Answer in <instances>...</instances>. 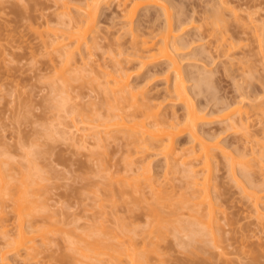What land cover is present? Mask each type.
<instances>
[{"label": "rangeland", "instance_id": "374dc122", "mask_svg": "<svg viewBox=\"0 0 264 264\" xmlns=\"http://www.w3.org/2000/svg\"><path fill=\"white\" fill-rule=\"evenodd\" d=\"M166 1L169 4H167V6L171 5V12L174 13V15L176 14L177 16V14H179V10L181 9L178 4V0ZM191 1L193 3L200 2V0H185V2L189 4L192 3ZM82 2H79L78 0H0V264H94L95 261V264H100V260H102L103 258L107 261V263L115 264L116 262L114 261V259L113 262H111L110 259L112 258H109L113 254L111 252V250L113 249L112 244H114L115 246V244L117 245L118 243L124 248L125 244H128L127 242L130 240L129 238H135V240L133 239L131 240V242L129 241V243L132 244L133 241H136L134 242V244L136 243V247L139 249L140 254L138 255H143V258L147 256L145 258L147 261L145 260L146 262H142L143 264H264V222L263 224L261 223L262 225L257 224V222H261L262 218L264 217V204L261 207L259 206V209L262 213L260 214L263 215V217H261V220L257 221L256 218L259 217L250 204V198L248 199L246 197L247 193L251 192V190L254 191L257 187L255 186L254 188L252 186H246L249 181L247 182V180H244L245 178H242L239 175V167L237 168V172L235 171L236 173H238L236 174V177L238 175L243 179L242 180L240 178V180L239 177H237V179L240 180L242 184H244L245 181L247 183L244 184L245 186L242 185L243 188H241V185L239 186V184L233 181V179H231L232 175H230L229 172L230 169H226V166L228 165L226 164V162L228 160H225L226 162H223L222 158L224 157H222L223 155L220 154L221 151L219 150H216L217 152L214 154L215 156H217V158L215 159L216 161L219 159L221 160V162H216L221 166L215 167L216 172L214 171L212 173L214 167L213 166L210 172L211 175L213 174L212 176L210 175V178L212 180L208 178L209 180H211L209 182L212 184H209L211 187L209 188L214 192L213 193L210 190V192L213 193L211 197L213 196L215 198V196L217 195V191H220L221 193L224 192L223 195L221 194L222 198H220L221 195L219 196L220 199L217 197L219 202H217L216 198H212L216 201L215 202L212 200V202H214L213 204L217 203L216 205H214V207L216 206L217 210L216 207L215 210L216 212L218 211L217 214L215 212L214 217H216V219H214L215 221L213 222H215V224L217 225V219L219 217V224H221L220 227H222V231L220 232L215 227L213 228L216 229V232H219L218 236V232H215L214 234L216 235L218 240H216L217 245L214 242V239H216L215 236L211 241L210 238H208L209 241L203 239V241L206 240L207 242L198 241L196 243H192L189 240V244V236L187 234H184V232L182 233L183 235H179V233H176L174 235L165 236V240L160 242L157 237H153V235L149 240L146 241L147 245H144V235L139 232L138 228L140 229L142 227L140 230H142L143 232L145 226V223L143 222L147 220V218H145L146 216H143L145 214L142 213V215L139 216L140 218L145 219H140L137 214H141V212H144L141 209V206L143 208H149V200H145L148 203L147 205L149 206L142 205L143 203L141 204V206H138L139 203H132L134 202V200L133 198H131L133 200L130 202L132 203V208L134 209L136 207H140V211L142 210L140 212L138 211L139 209H131V206L128 203L130 200H128V198L126 201L129 206H125L127 205L126 202L123 203L124 201H122L121 198L117 197L118 195L116 194V192L114 194L117 196H115L114 194H111L110 196V190H108L109 193H107V190H104L107 186L113 184V189L112 187L110 188L111 191H117V187H119V185L116 183V180L120 178H122V180L127 178L123 176L125 173L123 174L122 172V166H125V159L126 162L130 161V159L132 158L137 159V162L140 163L137 164L138 166L140 165V167L144 166V164H147V162L150 161L152 164L151 175L153 176L155 174L153 177L156 176V173L154 172L159 170V168L164 164V158H162L163 156L157 155L159 150L156 148H150L149 152H145L141 155H133V153H131L132 155L130 153L128 154V152H126L127 149H124V147H122V141L117 139L118 137H120V135H122V133L120 132V130H118V132L114 128H112L111 130L109 129V135H105V137H103L105 139L104 141L101 140L103 144L100 143V145L99 142H96L97 138L94 137V131L95 133H101L102 128H96V126L99 127V120H102L101 118L104 119L106 116L103 117L100 114L102 116H100V118L99 114L96 113H105V110H98L96 112L93 111L92 114H90L87 109L85 110V107L89 102H94L96 103L95 105H103V107L106 106V108L109 105V107H111H108L110 112V109L112 110V108L116 105L114 96L110 94L111 92L108 88L111 85L108 84L109 86H106V83L104 82L107 79V76H105V74L103 73L104 71H112L114 61H121L120 63L124 66L126 72L131 74V87H139L145 94H149L151 92L154 93L159 90L162 91L164 88H166L167 84L165 83V79L167 75L163 71L166 68V64L163 63L162 65L157 66V68L155 69H147L148 66L143 65L139 60L128 57L126 53H123V51L126 52L128 50H122L121 52L123 53V55H120L121 52L118 53L119 50L117 51L118 48L115 45V41L117 39L116 37L119 38L123 34L125 35H123L124 39L122 40H130L131 37L127 35L131 34H129L128 32V34L126 35V33L128 29H130L131 27L133 28L138 24H142L140 31L141 29L144 30L147 28L146 30H144L145 34L146 32L151 31L148 29L152 28H154L152 29V31L155 30L153 33L156 34L157 30L160 29V27H164L166 17L163 15L162 11L159 8H150L147 11L144 9L141 12L143 13L144 11V13L146 12L147 15L146 13H143V15L140 12V14L135 17L132 24L128 21L123 20V17L121 15L122 13L120 14L121 8L117 11L118 8L116 7V1L112 2V6L108 9L106 8L108 7L107 4L102 5L101 9L103 10L99 11V16L96 22L97 26L95 27V31H93L94 39L96 38V43H98V46H95V48H98L94 49L92 47L93 45L91 46V48H93V50L91 49L92 52L95 53L93 54L94 57H91L90 60L86 58V64L88 61V65L84 68H81L83 69V73L81 74V81L84 78L86 85L82 83L83 81L81 82V84L87 88L85 90L84 87H82L83 89L77 87L80 89V91H78L79 89L74 90L75 86L73 85V83L77 85V81H80L77 80L75 82L74 79L76 78L72 79V77H75L74 73L71 77V80L73 81H71L70 79L68 80L72 82V84L70 82L68 83L65 80L68 83V86H64L66 94L65 92H61V94H59L61 90L59 91L56 88L57 91L53 92V89H55V86H57L55 81H57V79L59 78L56 71L59 69L62 63L58 58V54L56 52H53L54 50L50 51L52 47L49 50L46 49L48 47V42L46 43V48L45 45L42 44L49 33H47L46 31L49 30L47 28L50 27V29L52 28L53 30L55 26H60V23L57 22L60 21V18L57 19V15L63 10V4H66V6H64L66 7L65 9H67V11H69L72 16L77 18L81 17L82 13L80 12L81 10L77 9L76 7L81 4L83 5ZM84 2H86V0ZM246 2H248L249 8L245 5ZM67 3L69 4V7L67 6ZM110 3L108 4L109 6L111 5ZM189 4L188 6H184V8H189L190 6H192H189ZM228 5L233 9L235 8L234 10L238 12L237 14L241 13L240 15L244 16V18H246L245 10L247 8V11L249 12L255 11L252 15V18L250 17L251 19L262 20L261 18H264V0H230ZM189 9H191V7ZM119 14L122 18L119 16ZM138 17L141 18V20ZM250 18H246L244 20V24L246 26L248 25L246 23ZM123 26L125 27V29ZM62 28L65 29L64 27ZM62 28H59V33L61 31L63 32ZM66 28L69 30L68 27ZM60 29L62 30L60 31ZM67 29L63 33H66ZM144 32L142 31V33ZM147 35L148 34L145 35V38L150 36ZM242 36H240L242 39L241 43L247 45L245 49H251L252 53L258 52V42L253 39L251 35H244V37ZM150 37L152 38V36ZM48 38H50V36ZM243 38H245L244 42ZM91 39L92 36L89 40L91 41ZM241 39L239 41H241ZM92 41L90 43H92ZM83 47L81 52H83V50L85 49ZM180 52L181 54L178 57L182 59L180 61V65L183 73L190 74V72L194 71L197 75V73L200 72V75L203 74V76L207 75V77L209 76L208 78H212L211 83H206L207 85H204L205 87H203L204 90L201 89L202 91L195 88V81H189L187 85L189 86L190 91H194L192 89H195V95L192 94L194 92L191 93L194 96V103L196 105L201 104L203 106H201L202 108L206 107V113L208 114L207 117H210L207 119H210L211 122L207 120L209 124H204L202 129L206 131V135L208 134L210 136H213L214 134H216L215 136L219 137V134L220 139L225 142H221V144L224 145V147L226 144L225 149L228 145L226 151H231L232 147V151L235 147L241 146V149L242 147L244 148V146L242 145L244 141L246 142V138L248 136L246 137V135H244V130H240V132L237 133L235 129H232L234 128V126H232L231 129H228L229 127L227 128V124L225 125V123H223L225 122V120L222 121L223 118L219 119L221 117L220 115L222 114L217 113L216 110L214 111V109H216L214 108L215 103L216 105L218 104V97V99H222L221 101H223V103L225 102L224 104H227L228 102L230 103L232 101L235 103L239 100V94H246L245 96H242V99L244 97L243 101L245 100V103L242 102L244 107L242 104L241 106L244 108V110L246 109V112H249L247 113L249 114L248 117L251 116L250 119L248 118L250 124L252 123L253 125V122L257 123H255V126L253 125L254 127L252 126L250 128V132L252 133V135L256 134V137L259 139V141L263 139L260 141V143L257 140L256 142L258 143L256 144L252 141L254 140L253 137H249V140L252 139L251 142L256 145L254 146V150L257 151V153L248 156V161H252V165L249 163L251 167L255 165L253 169L251 168V171L256 170V172L253 171V173H256V175L251 174L252 179L254 178L253 176H255L257 184H263V182L260 180L264 178V153L261 152V156H259L258 153L260 152L259 150H261V148L263 149L261 151H264V133H262L261 135L259 132L260 130H264V121L262 120L263 123L261 122L260 124L259 122L261 120H259L258 122L256 120L262 117L260 110L261 108H264V65L261 64V62L256 61L253 64V67H257L250 70L252 73L251 76L248 69L242 66L243 68H245V70L240 68L242 70L238 71V68L240 66L237 65V67H235L236 64H234V77L236 76V74H239V77L236 76L234 78L233 72H229V70L231 71L232 67L229 66V68L225 64L226 68H229L228 74L227 70L224 69V65L219 63V61H222V58L216 60V63L207 64L206 62L204 63L202 61H198L192 55H189V49H183ZM86 53L87 51L85 50L84 54ZM117 53L119 54V56L116 55ZM53 59L55 63H52L54 61L50 62ZM253 59L258 60V58L255 56L253 57ZM51 63L54 65L51 66ZM73 66L71 63L67 67L68 71H71L70 69H73ZM73 70L72 72H74ZM100 70L103 72H101ZM151 70L162 71L155 76H151L149 74V71ZM77 71L79 72V70ZM242 71L245 74L247 73L246 75H248V77L250 78L248 79L249 81L251 80L250 82H252L250 87V83H248L249 81H245V77H242L246 76L245 74L241 75ZM69 74L70 72L68 73V75ZM250 76L254 77V79L256 80L252 79ZM78 77H80V75ZM78 77L77 79H79ZM234 79H236L237 83L239 82L240 85L237 84L238 87L235 85L236 83L234 84ZM87 82L89 83V85H87ZM61 83L64 84L63 81ZM61 83L58 84L60 85ZM100 83H103L102 86ZM69 84L73 85L74 87H71L69 89ZM88 86L90 87V90ZM239 86L245 89H242V91L240 92L238 91L239 89H241L239 88ZM81 90L83 91V93L81 94L82 96H78L77 91L82 92ZM247 91L251 93L249 94L247 93ZM253 91H255L256 93ZM61 97L63 98L61 99ZM99 97L101 98V100L99 99ZM103 98L106 99L104 101H112L113 103H115V105L112 106V104L110 103H108V105L105 104L106 102L104 103ZM150 98L152 99V101L155 99L153 97ZM150 98L147 101H151ZM157 99L158 100L155 99L153 103L163 104L160 107L162 114H168L167 116H170L171 114L172 116V114H174L175 112L179 116H182V114L185 113V107L182 106L181 103L174 104L168 99ZM61 100L63 102L64 100L68 101V103L66 104L67 108L66 105L64 109L62 108L63 103H60ZM221 101H219V103ZM94 106L92 105V107ZM219 107L220 106L218 105L217 108ZM87 108L88 110L90 109L89 107ZM100 109H102V107ZM107 109L106 114L108 115L109 112L107 111ZM212 109L216 113H214ZM254 110L257 111V113ZM84 113L92 116L93 121L98 119L96 122L90 121L91 124L94 123L91 126L92 129H89L88 125V127L83 125V122L81 123L80 120H82V118V121L86 122H88L92 118L91 117L90 119H86ZM248 114H244L243 118H245V116H247ZM84 118L86 120H84ZM245 119L247 120V118ZM90 122H88L87 124H90ZM95 128L98 130L100 129L101 131L99 130V132H96L97 130ZM235 128L237 129L238 127ZM177 139L178 146L181 143L184 148H192L194 146L198 148V142L192 141L187 133L181 134V136H179ZM238 141L240 142L238 143ZM248 143L249 141L244 145H246V147L250 146V143ZM123 146L125 145L123 144ZM135 156L138 157L136 158ZM257 157H263L262 160L259 158L261 162L263 161V163H261ZM252 158L254 159L252 160ZM194 165V169H198L200 164L197 165L196 163ZM117 168L119 170H117ZM175 171L176 170H174V172ZM178 171L179 173L172 172L171 175L169 174L170 177H172L173 174V177L178 178V182L175 183H179V178H187L184 176V174L180 173V169ZM206 172L205 174L207 175ZM183 173L187 175L186 171ZM160 175H162L161 172ZM132 177L133 176L131 175V178ZM201 177H203V175L201 176V174H198L197 180L199 178L198 181H200ZM129 178L130 177H128L126 180L131 179ZM175 178L174 180H177V178ZM204 178H201V181L202 179L204 181ZM160 180L155 183V185L159 186L158 184H160ZM256 180L253 181L254 184ZM141 182V187L145 190L141 188L140 190H142V193L144 195H142L141 191L139 193L135 192L136 194H133L137 196L136 197L134 195L137 199L138 197H141L140 199L142 200H138L143 202L144 196H146L148 192L149 193L147 196H149L150 191L148 190L149 183H147V181L145 180L143 183ZM177 185L178 187H181V180ZM247 185H250V183H248ZM190 186L189 187L196 192L194 196H196L198 192H202L200 188H196V186L194 187L193 184H191ZM246 187H248L249 189H247ZM240 188L244 189L245 192H243V190H241ZM260 188L261 187H259V189L255 191L261 190L263 193H259L264 196V188ZM215 189L217 190L216 192ZM245 189L249 190V192L246 193ZM191 190H189L190 194ZM179 191L183 192L184 189H179ZM113 196H115L114 201L112 200ZM147 196L146 198H148ZM137 199L136 201H138ZM115 201L117 202V204L115 203ZM262 201L264 202V198ZM114 206H116V209L114 208L113 211L112 207ZM117 206H119V208ZM125 207H127L128 209ZM111 210L114 212V218H117L119 215L123 220V218L126 217L125 219L126 222H128V226H134L133 229L136 232H134L133 229L132 232L129 233L128 231L125 233L124 231L122 232V230L124 229V227L122 228V226L125 225L126 222L124 221L125 223H123L118 217V221L122 222L123 225L121 223L117 225L119 222L115 221L116 219H113V213ZM116 210L118 212H115ZM129 210H132L134 213L137 210V212L135 213L136 215L134 213L128 214L127 211ZM152 210L153 209H151L150 211ZM125 212L127 213L125 214ZM149 213L151 212H148V214ZM135 217H138L140 221L136 220ZM129 221L133 223L130 224ZM134 221H136L135 223L139 224V227H137V225L135 226ZM127 224L125 225L126 227ZM215 224L213 226H215ZM120 225H122L121 231L119 228ZM97 228H101V231ZM118 228L120 232L124 233L123 235L118 233ZM93 229H96L97 232H90L91 230L93 231ZM108 230L111 232V236L117 237L119 239H123L125 237V234L127 235L131 233L132 235H127L129 238H127L126 236L122 240L123 242H125L124 245L123 242L119 241L118 239L119 242H122L121 245V243L116 241L117 238H113L110 236V232ZM111 230H115L116 232L114 233V231ZM146 230H148V227ZM112 232L115 234V236ZM221 232L223 233L220 234ZM20 233H23V237H21L22 234L20 236ZM104 233L106 238L108 233V236L111 237H109L108 240L113 241H111L110 243H108V240L107 243L106 241H103L104 244H102L100 240L105 238L101 236H104ZM117 233L120 236H118ZM99 234H101L100 237L98 236ZM175 235L177 236V238ZM184 235H187V237ZM94 236L98 238L96 239L94 238ZM212 238L213 236L211 237V239ZM176 239L179 241H177ZM180 239H182V242L180 241ZM19 240L20 242L22 241V243L24 242V244L22 245L23 247L19 249V252L17 250V252H12V250L15 251L14 248ZM183 240L187 242L188 245L187 243H183ZM200 240L202 241V239ZM94 243L95 246L93 245ZM107 244L109 246L112 245V249L111 247L109 248ZM86 245L91 249H94L95 252L99 251V254L95 253L93 250L92 252L90 248L87 249V247H85ZM96 246H98L100 250H98L99 248H96ZM115 248L117 249V246ZM125 248L126 250L129 249V244L128 247L126 246ZM144 248H146V250L148 251H144ZM121 250L122 249L117 251H119L120 253ZM140 251H143L144 254ZM83 252L88 253L90 257L91 255H98L100 259L99 263L97 262L98 257L96 258L92 256L91 261L90 257H88L89 259L86 258L88 254L86 256ZM121 252L124 251L122 250ZM121 255L125 254L122 253ZM120 257L122 258V262L129 259L128 256H126L127 259H124L126 257H122L119 255L117 256V258ZM105 260L103 263L107 264L105 263ZM127 262L129 261L127 260Z\"/></svg>", "mask_w": 264, "mask_h": 264}, {"label": "bare ground", "instance_id": "6f19581e", "mask_svg": "<svg viewBox=\"0 0 264 264\" xmlns=\"http://www.w3.org/2000/svg\"><path fill=\"white\" fill-rule=\"evenodd\" d=\"M78 1L82 2V0H78ZM84 1L85 0H83V2H82L84 6L81 4L83 7L81 5L76 7L77 9H80L81 10L80 12L82 13L81 17H77V18L72 16L69 13V11H67V9H65L66 7H64V6H66V4H63L64 5V6H62L63 10L61 11V13L59 12V14L57 15V19L60 18L59 19L60 21H57V22H59L60 26L64 27L65 29H63L59 25H57V27L55 26L56 28L54 27L53 30H52V28L50 29V27H48L47 29H49V30H46V31H47V33L49 32L51 35L48 33L47 38L44 40L45 43L43 41V44H42V45H45V48L47 47V44H48V47L50 46L49 48L48 47L46 48L47 50H49L52 47V49H50V51L54 50L53 52H56L58 54V56H59L58 58L60 59V61L62 63V64L60 63L61 65H60L59 69L56 71L59 78L57 77L58 82L55 81L57 86H55V89H53V92L57 91L56 88L59 91L61 90L60 92L58 91L59 94H61V92L62 93L65 92L64 86L70 82L68 80L69 79L71 80V77L73 76L74 73H75L74 74L75 77H72V79L76 78V79H74L75 82L77 80H80V81H77L78 82V83H76L77 85H75V83H73V85L76 88L73 85H71L72 82H70L71 84H69L70 87H68V88L70 89L71 87L72 88L74 87V90L75 89L78 90L79 88H77V87H80V88L84 87L85 90L87 88L84 86V85H86L84 78L82 80L83 82L81 81V78H82L81 74L83 73V71H82L83 69H81V68H84L88 65V61L86 64V58H88V60H90L91 57H94L93 54H95V53L92 52L93 48L94 49L98 48V47L95 48V46H98L97 45L98 43H96V38L94 39L93 31H95V27L97 26L96 22H97V19L99 16V11L103 10V9H101L102 5L107 4L108 7H106V8L108 9L112 6V4H113L112 2L116 1V3H117L116 7L118 9L116 7L115 8L117 9V11L121 8L120 9L121 12L120 11L119 12H120V14L122 13L121 15L123 17V20L128 21L132 24H133V20L135 19V17L137 15H139L140 12L144 9L147 11L150 8L151 9H154V8L158 9L159 8L162 11L163 15L166 17V22H165L164 27L163 26L160 27V29H158L159 31L157 30L156 34L153 33L155 30L152 31V29H154V28L148 29L151 31L146 32V34L152 36V38L150 36H149L150 38L149 37L145 38L146 34H145L144 30H146L147 28L145 27L146 29H144V30L141 29V31H140L142 24H138L137 26L133 27L136 34L133 31L132 27L130 29H128L127 33L125 30L126 35L128 34V32H129V34H131V35H127V36L131 37L130 40H128V41L122 40V39H124L123 35H125V34H123L119 38L116 37L117 39L115 41L116 42L115 45L118 48L117 51L119 50L118 53H120L122 50H128L126 52L123 51V53H126L128 55V57H132L134 59L139 60L143 65L148 66L147 69H149V68L155 69V68H157V66L162 65L163 63L166 64V68L163 70L164 73H166V75H167L166 79H165V81H166L165 83L167 84L166 88H164L162 91L159 90L160 92L157 91V92L153 93V92H151L152 91L151 90L150 91L151 93L145 94L144 92H142V90L139 87H137V88L131 87V74L126 72L124 66L120 63L121 61L120 62L119 61H116V62L112 61L114 63L112 66V71H104V72L101 70L100 71L103 72L105 74V76H107V79L105 80L104 83H106V86L111 85L108 88H109V91L111 92L110 94H112L114 96V99L116 101V105L112 101L111 102L104 101V100H106L104 98H103V101H104V103L106 102L105 104H107V105H108V103L112 104V106L115 105L114 106L115 108L113 107L112 110L110 109V112H109V108H111V107H109V105H108L109 108L107 107L108 108L107 109L106 106L105 107H103V105L98 106V104L95 105L96 103H94V102H92V103L89 102L91 105L88 103L85 107V110L87 109V111L90 114H92L93 111L96 112L98 110L99 111L105 110L104 111L105 113L98 112L96 114H99V117L101 115L103 117L106 116L104 119L108 118V119L104 120L103 118H101L102 116L100 117L102 120H99V127L96 126V128H102L101 129L102 131L99 129L101 131V133H100L99 130L95 128L97 130L96 132H99V133H95V131H94V137L97 138L96 142H99V144L102 143V141H104V139H105L103 137H105V135L106 136L109 135V132H110L109 129L111 130L112 128H114L117 131L120 130V132L122 133V135H120V137H118L117 139L121 140L122 143L125 145V146H123V144H122V147H124V149H127L126 152H128V154L133 153V155L134 154L135 155H141L145 152H149L150 148H153V149L156 148L159 150L157 155L163 156L162 158H164V161H163L164 164L162 163L163 165L162 166L160 165L161 167L158 166L160 168H159V170L154 172V173H156V176L153 177L155 174L153 173L154 175L153 176L151 175L152 174V167H151L152 164L150 161L147 162V164H144V166L140 167V165L138 166V164H140V163L137 162V159L132 158V159H130V161H127V162L125 159V164H124L125 166H122L124 171L122 170V172H123V174L125 173L126 175L124 174L123 176H125L127 178L128 177L131 178V175H132L133 177L131 179L129 178L130 180H126L127 178H125V177H124L125 179H123V180H122V178H120L121 180L120 179L116 180L117 182L116 181L115 182L119 185V187H117L118 188L117 191H115V190L111 191L110 188L113 186V184L112 185L110 184L109 186L106 187V189H104V188L103 189L107 190V193H109L108 190H110V194H109L110 196H111V194H114L116 192V194L118 196L115 194L114 195L117 196L118 198H121V200L124 201L123 203L126 202V204H127L126 200L128 198V200H130L128 202L130 206L132 203L138 202L139 203L138 206H141V204L143 203L142 205H146V206L150 205L148 209H150V210L153 209L152 211H150L147 208H143L141 206V209L144 212L147 210L144 213V212H141L142 210L140 211V207H138V208L136 207L133 209L131 206L132 210L139 209L138 211L141 212V214L138 213L137 216L142 215V213H143V214H145L143 216L144 217L146 216L145 218H147V220H145L143 222V223H145L143 232H142V230H140L142 228L141 226H140L141 227L140 229L138 228L139 232H141L144 235V237H143L144 245L145 244L147 245L146 241L149 240L153 235H154L153 237L156 236L160 242V241L165 240V236L174 235L176 233H179V235H183L182 234L183 232H184V234H187L189 236L188 241L190 240L192 243H196L198 241L207 242V241H209L208 238H210V241H211L214 239V236H215L216 239H214L215 240L214 242L216 244L218 240H217L216 235H214V234L216 232V229L219 232L222 231V227H220L221 224H219L220 219L218 216L217 217L219 220L217 219V222H218L217 225L215 224V222H213V221H215L214 219H216V217H214V216H215V212L217 210L216 206H215L216 207V210H215L214 205H216L217 203L213 204L214 202H212V200L216 198L217 202H219L218 198L221 194L223 195L224 192L221 193L220 191L218 192L215 189V192L217 191V193H216L217 195L216 196L214 195L215 198L213 196L211 197V195L214 192L212 191V189H210L211 187L209 185V184H211L209 181L212 180L210 178V175H211L210 172H211L213 166L214 167H213L212 173L214 171L216 172L215 167L221 166L220 164L216 163V162H221V160L219 159L220 161L219 160L216 161L215 159L217 158V156H215L214 153L217 152L216 150H219V151H221V153L219 151L218 152L221 155H223L222 157H224V158L220 157V158H222L223 162H226L225 160H228L226 162V164H228L227 165L228 167L226 166V169H230L229 170L230 175L233 176V178L231 176V179H233V181H235L237 184H239V186L240 185L242 186L249 181L248 183H250V185H247L248 184L247 183L246 186H248V187L252 186L254 188L256 186L257 188L255 190L259 189V187H261L263 189L264 187H262V186H264L263 185L264 184V178H262V180H260L263 182V184L258 183L261 186L257 184V180L255 179V176H253L254 178L252 179L251 174L256 175V173H253L254 170L251 171L255 165H253L251 167L252 161L251 160L248 161V159H249L248 156L257 153V151L254 150V146H256V145L253 142H255L257 144L258 142H256V141L257 140L259 141V139L256 137V134L255 135L253 134L254 135L253 136L252 133L250 132L251 131L250 128L253 125L255 126L257 123L253 122L255 119L252 121L253 125H252V123L250 124V122L248 121V118L250 119L251 116L248 117L249 112L247 111L248 112L247 113L246 109L244 110V108H243L244 105L242 104V102L245 103V100L243 101L244 97L242 99V96L244 95L243 93H242V95L239 94L240 97H238L239 98L238 101L234 100V101H236L235 103L232 101L230 103L228 102L227 104H224L225 102L223 103V101H221L222 99L220 100V99H218L219 98L218 97L217 100H219L221 102L219 103V101H217L218 104L216 105V103H215V107H214L216 109H214V108L213 109H214V111L216 110L217 113L222 114V115H220L221 117L219 116L220 117L219 119L223 118L222 121L225 120V122H223V123H225V125L227 124L226 126H227V128L229 127L228 129H231L232 126H234V128H232V129H235V131L237 133H239L240 130H244L245 131L244 135H246V137L247 136L248 137L246 138V142L244 141V143L242 145V146H244V148L242 147V149H241V146L235 147L236 146L235 145L234 146L235 148L232 151V148H233L232 147L233 144H232L231 145V147H232L231 151H228V150L226 151V149L228 148V145H227V148L225 149L226 144H225V147H224V145L221 144V142L222 143H225V142H223L220 139L219 134H218L219 137L215 136L216 134H214L213 136H210L208 134L206 135V131L203 130L202 127L204 124H209L208 121L211 122L210 119H207L210 117H207L208 114L206 113V107L202 108L203 106L201 104L196 105L194 103V98H193L194 96L193 95H195V89H192L194 91H190L187 83L189 81H195V83H196L195 88L198 90H201V89L204 90L203 89V87H205L204 85H207L206 83H208V82L211 83L212 78H208L209 76L207 77V75L203 76L202 73H201L202 75H200V72H198L197 75L194 71L190 72V74L189 73H187V74L183 73L181 65H180V61L182 59L179 58L178 56L181 54V52H180L181 50L189 49V52H188L189 55H192L196 60L202 61L204 63L206 62L207 64L208 63H211V64L216 63L215 62L216 60L222 58V61H219V63L224 65V69L227 70V73H228V69L230 67H232L231 71L229 70V72H231V73L233 72V77L235 74L234 70H233L234 64H236L235 67H237V65L240 66L238 68V71H240L242 69L245 70V68H246V69H248L249 73L252 76V73L250 70L257 67V66L253 67V64L256 61H259V62H261V64L264 65V20H263L264 18H261L262 20L251 19L252 15L254 14L255 11H253V12L247 11L249 6H248V2H246L245 5L248 6V8L245 10V12L247 14L244 12L246 15L245 17L246 18L251 17L249 20L247 19L248 22L246 23L249 26L248 25L246 26L244 24L245 23L244 20L246 18H244V16H241L240 15L241 13L237 14L238 12H236V10H234L235 8L233 9L231 6L228 5L230 0H200L199 3H193L191 1L192 2L191 4L185 2V0L184 1L178 0V4L181 7V9L179 10V12H178L179 14H177V16H176V14L174 15V13L171 12V10H170L171 5L167 6L168 3L166 0H90V1L86 0V2H84ZM109 3L111 4L110 6L108 5ZM188 4H189V6L192 5V6H190L191 9H189L190 7L184 8V6H188ZM67 6L69 7V4ZM176 6H178V5H176ZM143 13H144V11H143ZM120 14H119V16H120ZM146 15H147V13H146ZM243 18H244V20H243ZM139 19L141 20V18H139ZM139 19H138V21H139ZM253 20H254V23H253ZM145 21H143V22H145ZM249 22L251 25L249 24ZM59 23H56V24H59ZM58 26H59V28L63 29V32H65V30L67 29L66 27H68L69 30L67 29L66 33H63L61 31L62 29H60V31L62 33L61 32L59 33L58 32L59 31ZM135 28H136V30H135ZM124 29H125V27H124ZM96 31H98V30H96ZM142 31L144 33H142ZM39 34H42V33H39ZM244 35H251V37L258 42V47H257L258 52L252 53L251 49H249V50L245 49L247 47V45L241 43L242 39L240 37V36L244 37ZM49 36H50V38H48ZM91 36H92V39L94 41L93 42L91 39L92 43H90L91 41L89 40L91 38ZM124 37H126V36H124ZM245 38H243V42H244ZM240 39H241V41H239ZM91 46L93 48H91ZM113 46H114V44H113ZM82 47L85 48L83 50V52H81ZM248 47H249V45H248ZM85 50L87 51L86 54H84ZM118 53L116 54L117 56H119ZM123 53L121 52L120 55L121 54L123 55ZM254 56L257 57L258 60H254L253 59ZM52 61H54V59L51 60L50 62H52ZM52 63H55V61ZM71 63H72V66L74 65L73 66L74 70L70 69L71 71H68L67 67ZM225 64L227 67H229V66L230 67L226 68ZM227 64H229V65H227ZM242 64H244V65H242ZM53 65L54 64H52L51 66H53ZM242 66L245 68H243ZM249 67H251V68H249ZM240 68H242V69H240ZM72 70L74 72H72ZM77 70H79V72ZM161 71L151 70V71H149V74L151 76H155V75L159 74V72H161ZM69 72H70V74L68 75ZM244 74L245 73H243V71H242L241 75H244ZM66 75H67V77H66ZM79 75H80V77H78ZM238 75L239 74H236V76H238ZM77 77L79 79H77ZM170 77H172L173 79ZM229 77H230V75H229ZM242 77H245V79L244 78L243 79L247 82L249 81L248 79H250L248 77V75L242 76ZM251 78L254 79V77H251ZM60 80H62L64 82V84H62L61 83L62 81H60ZM254 80H256V79H254ZM71 81H73V80H71ZM233 81H234V84L236 83L235 85L237 87H238V85H240L239 82L237 83L236 79H234ZM250 81L248 82V83H250L249 87L252 83ZM81 82L84 85H82ZM88 82H87V85H89ZM58 83H61V84L59 85ZM100 84L102 86L103 83H100ZM242 86H243V84H242ZM62 88L64 89V91ZM88 88L90 90L89 86H88ZM239 88H241V86H239ZM242 89H245V88L242 87L241 89H239V90L237 89V90L241 92ZM254 89H256V88H254ZM66 90H67V88H66ZM78 91H80V89ZM78 91H77V95L82 96L81 94L83 93V91L82 90H81L82 92H78ZM153 91H154V88H153ZM155 91H156V89H155ZM148 92H149V90H148ZM192 92H194V93H192ZM243 92H245V91H243ZM253 92H255V91H253ZM247 93H249V92L247 91ZM65 94H66V92H65ZM102 97H104V96H102ZM150 97H153L156 100H158L157 98H159V100L160 99H163V100L168 99L170 102H173L174 104H176V103L180 104L181 103L182 106L185 107V113L182 114V116H179L175 112H174V114H172V116H171V114H170V116H167L168 114L164 115L161 113V108H160L163 104L162 103H158V104L153 103V101L155 99L152 101V99ZM62 98L63 97H61V99ZM149 98L152 102L147 101ZM246 98H247V96H246ZM99 99L101 100L100 97H99ZM67 100H68V98H67ZM117 101H118V103H117ZM60 103L61 104L63 103L62 108L64 109L65 105L68 103V101L64 100V102H63L61 100ZM119 103H121V104H119ZM241 104L243 105V107L241 106ZM88 105H90V106H88ZM92 105L93 106L95 105L96 107L95 106L94 107L96 109L94 107H92ZM218 105L220 106L219 108H217ZM87 107H89L90 108L89 110L90 111L92 110V111L90 112ZM99 107L100 108L102 107V109H100ZM66 108H67V105H66ZM92 108H94V109H92ZM105 108L109 112V113L107 112L108 115L106 114ZM213 109H212V111H213ZM262 109H264V108H261V110ZM261 110H260V113L262 114L261 115L262 117L259 119L258 117L260 114L258 113L259 114L257 117L258 120H256L257 122L259 120H261L259 122L260 124H261V122L263 123V121H264V119H262V118H264V110H262V111ZM216 112H214V113H216ZM255 112L257 113V111H255ZM93 114H95V113H93ZM244 114L245 115L248 114L247 116H245V118H247V120L245 118H243ZM162 115H164V116H162ZM84 116H86L85 117L86 119L87 118L90 119L92 117V116H89V114H85V113H84ZM85 118H84V120H86ZM82 120H83V118H82ZM82 120H80V121H81V123L83 122L82 123L83 125H85V126L88 125L89 129H92L91 126L94 124V123L91 124V122L93 121V117L88 121V122L91 121L90 124H87L88 122L82 121ZM97 120L98 119H96L93 122H96ZM103 120H104V122H103ZM84 122H86V123H84ZM109 123H111V124H109ZM100 125H101V127H100ZM235 127H238V128L236 129ZM263 131L262 130L259 131L261 135H262V133H264ZM103 133H105V134H103ZM183 133H187L189 135L190 139H192V141L198 142V144H199L198 148H196L195 146L192 148H184L181 145V143H180V145H179L180 147H179L177 145L178 144L177 138L179 136H181V134H183ZM250 133H251V135H250ZM100 134H102V135H100ZM249 137L250 138L253 137L254 140L251 139L253 142H251V140H249ZM98 138H99V140H98ZM247 140L249 141L250 146L246 147V145H244V144H246L248 142ZM261 140H263V139H261ZM260 141H259V143H260ZM239 142L240 141H238V143ZM261 150H263V149L261 148ZM261 150H259L260 151L258 153L259 156L262 155L261 152L264 153V151H261ZM249 152H250V154H249ZM233 154H235L236 156ZM239 158L243 159L244 161L239 159ZM259 158L262 160L263 157H259ZM237 159H239V160H237ZM245 159H246V162H245ZM253 159L254 158H252V160ZM261 160H260V162H261ZM263 161L261 163H263ZM196 163H197V165L200 164L201 167L199 165L198 169H194V166H195L194 164H196ZM221 164H225V163H221ZM235 164H237L238 166ZM141 165H143V164H141ZM180 166H181V168H180ZM238 167H239V171H238L239 175L242 178H245L244 180H247V182L243 181L244 184H242L240 182V180L242 179L240 176L237 175V177H239V179L241 178L240 180H238L236 177V174H238V173H236ZM179 169H180V173L184 174V176L187 177V178H185L186 180L179 178V183L181 180V187H178L177 184H179V183H175V182H178L177 177H176L177 180H174L175 177H173V174H172L173 178L170 177L172 172L173 173H177V172L179 173V171H178ZM117 170H119V169L117 168ZM174 170H176V171L174 172ZM182 170H184V171H182ZM217 170H218V168H217ZM185 171H186L187 175L185 173H183ZM200 171H202V172H200ZM160 172L162 173V175H160ZM205 172L207 173V175L205 174ZM229 172H228V174H229ZM231 172H232V174H231ZM254 172H256V170ZM127 173H128V175H127ZM198 174H201V176L203 175V177H201V178H204V175H205L204 181H203V179L201 181V178H200L201 182L198 181L199 178L197 180ZM188 177H190V178H188ZM208 178L211 180H209ZM160 179L161 180L163 179V180L161 181ZM144 180L147 181V183H149V189L148 190L150 191V195H149L150 197L147 196L149 193L148 192L146 195L148 198H146V196H144V201L142 202V201H140V200H142V199H140L141 197H138V199H140V200H138L136 198L137 196L135 195L136 194L135 192L139 193L141 191V193H142V190H140V188L141 189H144V188L141 187L140 182L142 181L141 183H143ZM159 180H160V184H158L159 186L155 185V183H157ZM254 180H256L255 184L253 183ZM185 181L188 183H186ZM121 183H122V185H121ZM182 183H183V186L185 184H187V185H185L183 187ZM191 184H193L194 187L196 186V188H200L202 190V192H198V194L200 193L199 197H198V194H196V196H194L196 192L193 191L192 188H190V187H192V186H190ZM121 186H122V188H121ZM248 187H246V188L249 189ZM241 188H243V186ZM112 189H113V187H112ZM177 189H178V191H179V189L180 190L184 189V191L178 192ZM185 189H186V191H185ZM200 189H197V190H200ZM247 189H245L246 193L249 192V190H247ZM250 189H252V188H250ZM189 190H191V194H190ZM210 190L213 193L210 192ZM241 190H243V192H245L244 189H241ZM255 190L254 191L251 190V192L247 193V196L246 195L245 196L248 199L250 198L249 199V201L251 202L250 204L253 207V209L255 210L257 216L259 217V218H256L258 221V220H261V217H263V215H261L262 213H261L259 208L261 206H263V204H264V202L262 201L264 196L260 194L262 192L261 190L260 191L259 190L255 191ZM104 192H106V191H104ZM143 192H145V191H143ZM180 192H182V193H180ZM133 193H135V194H133ZM201 193H203V194H201ZM218 193H220V194H218ZM142 195H144V194L142 193ZM222 195L220 196V198H222ZM115 196H113V198H112L113 201H114ZM129 196H131V197H129ZM134 197L138 201H136V199ZM131 198H133V200H134V202H132V203H130L131 201H133ZM147 199L149 200V205H147L148 203L145 201ZM251 199H252V201H251ZM116 201H115V203L117 204ZM119 201H120V199H119ZM213 201H215V200H213ZM144 202H145V204H144ZM123 203H122V205H123ZM129 205L127 204L125 206H129ZM151 205L154 208H152ZM117 207L119 208V206H117ZM112 208L114 211V208L116 209V206H114ZM125 208H127V207H125ZM263 209H264V206H263ZM117 210L115 212H118ZM132 210L127 211L128 214H133L134 212ZM113 211H112L113 215H112V213H111V215L113 216L114 220L116 219L115 221H118L120 219V221H122L123 223L126 222V219H125L126 217L123 218V220L121 219L122 217L120 218L119 215H118L119 219H118V217L114 218L115 215H114ZM127 212H125V214ZM130 212H132V213H130ZM136 212H137V210H136ZM148 212H151V213L148 214ZM217 212H216V214H217ZM222 214H223V212H222ZM133 217H134V215H133ZM139 218H140V216H139ZM140 219H143V218H140ZM263 219H264V217L262 218L261 222H257V224H261V223L263 224V222H264ZM136 220H139L138 217L136 218ZM120 221H118L119 223L117 222L118 224L117 223L116 224L117 225H119L120 223L122 224V222H120ZM135 222L136 221H134V223ZM127 223L128 222H126L125 225ZM129 223L131 224L133 222L129 221ZM213 223L215 224V226H213L214 225ZM122 225H120V227H119L120 231H121ZM125 225L122 226V228L124 227L122 232L123 231H124V233L127 231H128V233L132 232V229L134 228V226L132 227V225L131 226L129 225L130 226L129 227L127 224V227H126ZM136 225H137V227H139V224L135 223V226ZM145 227H146V229L148 227V230H146ZM214 227L216 229H213ZM101 228L100 229L97 228V229L101 231ZM119 228L117 229L118 233L123 235L124 233L120 232ZM128 229H131V230H128ZM94 231H96V229L95 230L93 229V231L91 230L90 232H94ZM100 231H99V233H100ZM111 231H114V233L116 232L115 230H111ZM133 231H134V229H133ZM104 232H106V231H104ZM134 232H136V231H134ZM219 232L217 233V236H218ZM118 233H117V235L120 236ZM222 233L223 232H221L220 234H222ZM21 234H22V236H21ZM101 234H102V232H101ZM101 234H99L98 236L100 237ZM109 234L111 236V232ZM130 234H127V235H130ZM135 234H137V233H135ZM90 235H92V234H90ZM127 235L125 234V237ZM187 235H184V236L187 237ZM20 236L23 237V233H20ZM101 236L105 237V233H104V236L103 235H101ZM110 236H108V233H107V238L105 237V238L100 240L102 242V244H104L103 241H106V243H107L109 241L108 238ZM114 236H115V234H114ZM212 236H213V238L211 239ZM111 237H113V236H111ZM94 238H96V237L94 236ZM113 238H117V237H113ZM127 238H129V237L127 236ZM176 238H177V236H176ZM178 238H181V237H178ZM118 239L119 238L116 239L117 242L123 240L121 238L118 241ZM129 239H127V240H129L130 242L133 239L135 240V238H133V239L129 238ZM200 239H202V241ZM203 239H206L207 241L206 240L203 241ZM111 241H113V240H111ZM111 241H109L108 243H110ZM129 241L127 243L129 244L130 250L129 249L126 250V248H125L126 246L128 247V244L127 245L125 244L124 248L122 246H120L118 243H117V245L115 244V246H114V244H112L113 246L112 245L109 246L107 244L109 248L111 246L113 247V249L111 247V249H112L111 252L113 253V254L111 253L112 255L115 254L117 256L119 255L122 257H126V256L129 257V259H127V257L124 258V259H127L129 262H127V260H125V261H123L124 262L123 263L121 260L122 259L121 257L117 258V256L111 255V257H109V258H112V259H110L111 262H113V259L116 262V263L114 262L115 264H127V263L128 264H143L142 262L147 261L145 259L147 256H145V258H143L142 254H141L142 256L138 255V254H140L139 249L136 247V243L134 244V242H136V241H133L132 244H130ZM177 241H179V240H177ZM180 241L182 242V239H180ZM190 241H189V244H190ZM19 242H20V240H19ZM19 242H17L18 245L16 244V246L14 248L15 251L12 250V252H17V251L19 252V249L23 247L22 245L24 244V242L23 243H22V241L20 243ZM122 242H119V243H121V245H122ZM114 243H116V242H114ZM124 243L125 242H123V245H124ZM183 243H187V242H185L183 240ZM97 244H98V242H97ZM93 245L95 246V243ZM187 245H188V243H187ZM116 246H117V249L115 248ZM85 247H87V249L90 248L87 245ZM96 248H99V247L96 246ZM120 249H122L125 252V253L121 252L122 251L121 250L120 253L121 254L123 253L125 255H121L119 253V251H117ZM90 250L94 251V249H91V248H90ZM98 250H100V248ZM128 250L131 252H129ZM143 250L148 251V250H146V248H144ZM128 252H129V254H128ZM140 252L142 253L143 251H140ZM83 253H85V252H83ZM95 253L99 254V251L95 252ZM87 254L88 253H85L86 256H87ZM143 254H144V252H143ZM92 256H94V255H91V257H90V255L88 254V256L86 258L89 259L88 257H90V260H91ZM137 256H139V257H137ZM94 257L97 258L98 255L94 256ZM97 259H98L97 262L99 263V260H100L99 257ZM103 259L100 260V262L102 264H104L103 262L105 260V259L104 260ZM94 261H95V259H94ZM95 263H96V261H95ZM105 263H107L106 260H105ZM107 264H113V263H107Z\"/></svg>", "mask_w": 264, "mask_h": 264}]
</instances>
